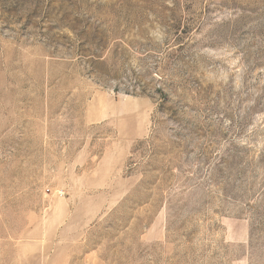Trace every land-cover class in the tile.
<instances>
[{
    "label": "rangeland",
    "instance_id": "rangeland-1",
    "mask_svg": "<svg viewBox=\"0 0 264 264\" xmlns=\"http://www.w3.org/2000/svg\"><path fill=\"white\" fill-rule=\"evenodd\" d=\"M0 264H264V0H0Z\"/></svg>",
    "mask_w": 264,
    "mask_h": 264
}]
</instances>
